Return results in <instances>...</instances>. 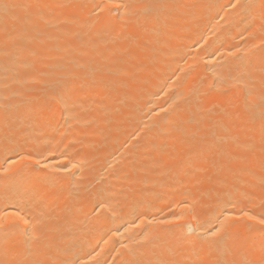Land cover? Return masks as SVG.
I'll return each mask as SVG.
<instances>
[{
	"label": "bare ground",
	"instance_id": "bare-ground-1",
	"mask_svg": "<svg viewBox=\"0 0 264 264\" xmlns=\"http://www.w3.org/2000/svg\"><path fill=\"white\" fill-rule=\"evenodd\" d=\"M100 2L0 0V106L23 104L18 112L13 109V113L24 119V128L29 109L37 116L31 131L22 132L7 145L0 120V165L9 156L15 160V152L41 156V165L47 164V168L41 167L33 176L57 175L54 169L68 163L69 157L74 158L73 163L84 164L78 176L81 195L73 206L78 229L60 247L71 246L73 258L78 256L83 264L97 261L126 264L130 250L142 259L167 255L169 245L182 234L176 225L172 226L175 232L167 241L143 247L139 242L143 235L161 227L156 221L171 219L173 213L190 219L187 208L178 205L185 198L181 193L186 188L198 197L213 190L208 180L215 172L210 162L213 158L221 165H228L232 158L229 166L233 175H229V181H237L241 191L250 193V199L238 197L235 211L244 209L257 216L264 213V170L258 159L262 136L259 121L251 123L243 108H233V117L228 122L229 135L238 138V143L229 141L221 145L209 160L193 157V168L207 170L194 175H185L188 158L180 134L169 135L172 124L186 121L197 103L203 108L240 103L239 94L217 79L221 76L226 79L229 69L251 66L259 87L261 74L256 70L264 65V44L261 43L264 13L257 9L250 15L238 16L231 8L234 0H176L178 4L195 2L199 7L194 14L178 12L161 28L159 37L145 36L143 29L115 18L111 36H103L100 31L106 18L89 16L91 6ZM250 2L259 4L260 0ZM6 3L11 7L5 9ZM36 4L52 7L40 9L41 15H37ZM58 4L67 6L56 7ZM81 4L85 7H78ZM24 5L33 7L25 9ZM137 37L151 43L147 47L137 46L133 42ZM157 39L160 43H155ZM126 48L131 58L117 54V50ZM103 57H108L120 71L115 75L96 73L95 79H103L106 85L77 89L73 93V100L83 109L74 108L71 102L65 105L59 100L45 101L40 82L44 77L40 72L55 75L71 72L87 82L88 68ZM75 83L78 85L80 80ZM193 87L198 88L199 96L196 101L185 103ZM220 119L223 117L217 110L216 115L205 120L204 126L211 127ZM165 144L167 147H162ZM65 151L67 155H61ZM244 156L246 165L239 159ZM25 166L31 169L34 165L25 160H17L12 165L14 169ZM241 167L250 171L241 173L238 171ZM4 184L0 178V207L6 203ZM84 185H91L89 192L83 191ZM102 185L116 192L121 186L131 189L124 212L116 216L88 215L93 206L92 194ZM66 199L50 209L53 215H64ZM214 200V190L212 196L202 198V216L212 213ZM259 227L255 225L256 229ZM117 230L119 234L113 235ZM250 235L258 240L257 231ZM191 240L194 237H189L185 246ZM57 255L53 252L52 258L56 259ZM202 256L207 258V252H202Z\"/></svg>",
	"mask_w": 264,
	"mask_h": 264
},
{
	"label": "snow or ice",
	"instance_id": "snow-or-ice-1",
	"mask_svg": "<svg viewBox=\"0 0 264 264\" xmlns=\"http://www.w3.org/2000/svg\"><path fill=\"white\" fill-rule=\"evenodd\" d=\"M66 6L56 5V7ZM4 7L8 9L11 6L6 3ZM23 7L29 9L33 5ZM50 7L52 6L47 4H36V14L41 15L40 9ZM78 7L83 8L85 5L81 4ZM198 7L199 5L195 2L178 4L176 0H101L100 3H94L91 6L89 16L96 19L101 16L106 18L100 31L103 36H111L114 30L113 18H115L116 21L131 23L138 29H143L145 36L151 34L159 37L161 28L165 27L167 21L174 15L181 10L194 14ZM231 8L236 10L238 16L250 15L253 10L257 9L264 13V0H260L259 4L250 2V0H234ZM28 18V16L25 17L26 20ZM149 25L151 27H148ZM133 42L137 43V46L143 44L145 47L151 43L142 37H137ZM155 43H160L159 39ZM261 43L264 44V41ZM117 54L121 58H131V52L127 48L117 50ZM80 67L84 66L80 65ZM88 71L90 77L87 82L71 72H64L61 75L40 72L39 75L44 77L40 81L43 98L51 102L59 100L65 105L71 102L74 108L79 106L83 109L82 105H77V101L73 100V93L77 89L83 90L106 85L107 82L103 79H95V74L115 75L120 69L116 68L108 57H103L94 67L90 66ZM256 71L261 74L259 87H257L251 66L239 65L229 69L226 79L222 76L217 78L227 83L230 89H234L239 94L241 99L238 105L229 103L227 106L213 105L211 108H203L197 103L195 111L189 113L186 121L178 120L172 124L169 135L173 132L179 133L181 142L186 148L188 168L185 175L207 171L193 168V157L209 160L214 150H219L221 145L229 141L238 143V138L229 135L228 122L233 117V108H243L248 115L249 122H260L262 136L258 159L261 169L264 170V65ZM77 80H80L78 85L75 83ZM224 94L227 95V92ZM183 95V93L180 94L181 97ZM198 96V88L193 87L190 90L189 100L185 103L196 101ZM21 107L23 104L0 106L3 140L6 145L14 142L15 137L22 132L31 131L37 119L34 110L29 109L26 117L27 127H22L24 119L13 113V109L18 112ZM217 110L223 119L214 121L211 127H205V120L216 115ZM71 118L77 119L78 117L72 116ZM192 125L194 127H191ZM162 147H167V145ZM12 151L15 152V149ZM15 155V160L9 156L4 164L0 165V178L5 181L6 201L3 207H0V264H83L78 256L73 258L74 253L71 246L60 247L61 242L66 237L74 235L78 229L79 221L73 211V206L81 195L78 176L83 171V162L73 163L74 158L69 157L68 163L59 164L54 169L57 175L33 176L32 173H39L41 167L47 168V164L41 165V156L34 157L31 153L21 154L19 152H15ZM61 155L66 156L67 152ZM239 159L242 165L248 162L246 156ZM17 160L32 161L34 166L31 169L27 166L14 169L12 165ZM210 162L212 168L215 169L213 176L208 177L215 192V207L212 213L202 216L201 200L204 196H212L213 190L194 197L191 191L185 188L181 193L185 198L179 200L178 205L187 208L190 219L186 220L184 215L177 216L173 213L171 219L163 218L156 221L161 227L152 233L143 235L142 241L139 242L143 247L167 241L175 232L172 226L176 225L182 234L175 238L173 244L169 245L167 255L142 259L136 251L130 250V259L126 264H264V213L257 216L244 209L236 212L238 197L250 199V193L241 191L237 181H229V175H233V170L229 166L232 158H229L228 165H221L214 158ZM238 171L246 173L250 170L247 167H241ZM17 181L19 183H16ZM178 183L183 184L182 181ZM262 186H264V181H262ZM90 189L91 185L83 186L84 192H89ZM130 191V188L121 186L120 191L116 192L112 188L105 189L102 185L92 194L93 206L88 215L116 216L124 212ZM65 198L67 199L64 215H53L50 209ZM10 201H15L14 205ZM32 208H36L37 213H32ZM255 225L260 227L256 229ZM254 231L259 233L258 240L250 235ZM118 234L119 230L113 233V235ZM189 237H194V240L189 241L185 246V241ZM204 251L207 252V258L202 256ZM53 252L58 254L56 259L52 258ZM89 256L91 258V254ZM96 264L100 262L97 261Z\"/></svg>",
	"mask_w": 264,
	"mask_h": 264
},
{
	"label": "rangeland",
	"instance_id": "rangeland-1",
	"mask_svg": "<svg viewBox=\"0 0 264 264\" xmlns=\"http://www.w3.org/2000/svg\"><path fill=\"white\" fill-rule=\"evenodd\" d=\"M205 166V165H204ZM203 169H205V168H203Z\"/></svg>",
	"mask_w": 264,
	"mask_h": 264
}]
</instances>
